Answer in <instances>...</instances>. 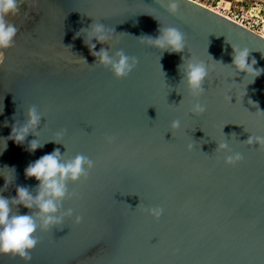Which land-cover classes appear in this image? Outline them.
Wrapping results in <instances>:
<instances>
[{
  "label": "water",
  "instance_id": "water-1",
  "mask_svg": "<svg viewBox=\"0 0 264 264\" xmlns=\"http://www.w3.org/2000/svg\"><path fill=\"white\" fill-rule=\"evenodd\" d=\"M8 20L18 32L0 63V189L4 176L13 183L0 194L13 198L24 186L35 195L25 169L56 148L94 162L87 179L68 185L62 211L73 216L37 231L27 264H264V148L243 143L264 137V74L248 84L213 62L230 65L233 46L264 68V37L192 0H180L175 15L160 0H25ZM93 21L115 29L111 46L96 51L138 59L126 79L93 65L83 36L74 38ZM161 26L185 35L182 53L138 40ZM189 59L210 68L202 115L180 83L178 66ZM32 106L40 125L17 145L8 137ZM174 120L181 127L171 132ZM34 139L43 147L29 153ZM220 142L241 162L227 166L228 153L215 152ZM151 208L163 209L158 220ZM0 264L25 262L0 255Z\"/></svg>",
  "mask_w": 264,
  "mask_h": 264
},
{
  "label": "clouds",
  "instance_id": "clouds-1",
  "mask_svg": "<svg viewBox=\"0 0 264 264\" xmlns=\"http://www.w3.org/2000/svg\"><path fill=\"white\" fill-rule=\"evenodd\" d=\"M24 2L25 0H0V63L3 62L4 50L13 46L18 32V28L9 22L8 17L16 16ZM160 6L164 7L169 14L175 15L179 9L180 0H160ZM152 17L157 20L156 17ZM158 32L159 35L156 37L142 35L138 40L162 54L165 52L180 54L184 51L186 46L185 35L178 28L161 26ZM113 33H115L114 28L109 29L103 23L93 21L89 28H82L74 38L83 36L85 46L95 58L93 65L110 70L116 80H123L135 70L138 59L126 55L123 50H118L112 55H110L109 48L102 47L99 51L95 50L96 44L111 46L110 40ZM84 62L86 63L85 60ZM213 62L231 68L236 75L243 73L244 80L249 81L248 84L254 83L257 78L264 74V68L256 67L257 61L255 59L250 61V51L247 48L240 49L232 46V63L230 65H224L222 61L213 60ZM178 68L182 73L180 83L185 85L188 94L194 101L191 105V112L195 115H202L206 111V106L200 103V98L205 94V81L210 72L209 66L202 61L189 59L179 65ZM177 94L180 93L177 92ZM183 99L180 103L183 102ZM249 104L257 107L251 100H249ZM26 115V122L22 126L14 125L11 135L8 137L17 145H23L26 137L30 133H35L42 119V115L35 106L30 107ZM180 127V120H174L170 126V131H177ZM58 135H62V133ZM231 136L235 138L236 134L232 133ZM113 139L112 137L107 138L109 143L113 142ZM54 142L60 143L58 140H54ZM243 143L255 144L264 148V137L249 136ZM41 147L43 146L34 139L29 142L26 150L29 153H35ZM215 152L228 153L224 160L227 166H235L243 159L240 153L231 152L227 142L217 143ZM93 167L94 162L84 155L65 159L59 148L30 163L24 174L26 179L34 178L38 182L35 195L24 186L16 188V196L13 198H5L0 194V255H7L12 259L19 258L27 264L31 260V251L39 243L36 237L37 231H47L51 227L61 225L65 217L71 218L73 216L72 209L62 211L63 202L66 199H71L68 185L87 179ZM5 169L15 173L14 168L5 167ZM4 177L5 186L0 189V193L6 191L8 186L13 183V178ZM19 206L28 209L30 214H19ZM145 211L157 220L163 214L162 208L145 209ZM80 220L81 217L77 216L76 223H79Z\"/></svg>",
  "mask_w": 264,
  "mask_h": 264
},
{
  "label": "rangeland",
  "instance_id": "rangeland-1",
  "mask_svg": "<svg viewBox=\"0 0 264 264\" xmlns=\"http://www.w3.org/2000/svg\"><path fill=\"white\" fill-rule=\"evenodd\" d=\"M201 5H204L210 9H213L220 14L227 15L229 17L238 18L247 11H250V14L261 16L264 20V0H192ZM258 30H261L258 25ZM264 34V31H262Z\"/></svg>",
  "mask_w": 264,
  "mask_h": 264
},
{
  "label": "built area",
  "instance_id": "built-area-1",
  "mask_svg": "<svg viewBox=\"0 0 264 264\" xmlns=\"http://www.w3.org/2000/svg\"><path fill=\"white\" fill-rule=\"evenodd\" d=\"M256 13H257L256 15H253V14L251 15L250 11H247L240 16L241 17L240 20H237L238 18H236V16L229 17V16L223 15V14H221V15L225 16L228 19L233 20L234 22L246 27L247 29H249V30L261 35V36L262 35L264 36V34L262 33V31H264V20L261 16L258 15L259 11H257ZM258 25L260 26L261 30H258Z\"/></svg>",
  "mask_w": 264,
  "mask_h": 264
},
{
  "label": "bare ground",
  "instance_id": "bare-ground-1",
  "mask_svg": "<svg viewBox=\"0 0 264 264\" xmlns=\"http://www.w3.org/2000/svg\"><path fill=\"white\" fill-rule=\"evenodd\" d=\"M210 9V8H209ZM212 10V9H211ZM214 11V10H213ZM216 12V11H215ZM218 13V12H217ZM263 36V35H262ZM264 37V36H263Z\"/></svg>",
  "mask_w": 264,
  "mask_h": 264
}]
</instances>
